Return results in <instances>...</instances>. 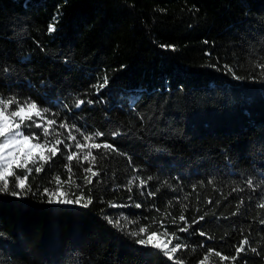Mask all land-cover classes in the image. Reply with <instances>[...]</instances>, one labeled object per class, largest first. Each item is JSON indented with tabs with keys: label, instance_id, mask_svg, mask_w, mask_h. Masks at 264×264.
I'll use <instances>...</instances> for the list:
<instances>
[{
	"label": "trees",
	"instance_id": "obj_1",
	"mask_svg": "<svg viewBox=\"0 0 264 264\" xmlns=\"http://www.w3.org/2000/svg\"><path fill=\"white\" fill-rule=\"evenodd\" d=\"M260 63L264 0H0V97L49 109L33 117L41 128L22 126L40 138L32 143L54 139L42 131L51 119L64 141L43 171L29 165L27 195L0 193V264H264ZM105 142L114 150L89 147ZM74 151L79 164L67 160ZM55 177L92 204L48 203ZM140 227L187 247L169 260L136 243Z\"/></svg>",
	"mask_w": 264,
	"mask_h": 264
},
{
	"label": "snow or ice",
	"instance_id": "obj_2",
	"mask_svg": "<svg viewBox=\"0 0 264 264\" xmlns=\"http://www.w3.org/2000/svg\"><path fill=\"white\" fill-rule=\"evenodd\" d=\"M49 32L55 31V25H50L48 28ZM259 69H261V78H264V63H260L258 65ZM231 71V69H227ZM237 79H239L237 77ZM108 83L107 77L104 78V82L97 86L96 90L99 91L101 88L105 87ZM88 103H92V101H87ZM85 101L79 100L76 102V107H80V105L84 104ZM13 106H15L14 110ZM49 112V109H41L39 105L32 100H24L21 102L15 96H11L8 98L0 97V193H9L13 197H21L23 195H27L28 192L31 191V185L27 182L28 181V174H31L33 171L32 167L29 165H35L38 161L43 162L40 163L38 167L35 168L37 173L43 171L44 165L48 163L53 157L57 155L59 152L58 145L64 143L59 138L58 133H50L49 128L55 125V119L47 120V126L42 128L43 134L45 137L49 135H54V139L49 142L45 139L44 143H32V140L35 139L39 141V137L36 136L35 133L31 135H25L21 130L22 126L25 128H41V124L36 123L33 117H39L42 120L46 119L45 114ZM30 122V123H29ZM60 128H69L67 122L61 123L59 125ZM72 129H76L77 132H80V129L76 127V125H71ZM104 133L102 132H94L87 135H83V139L85 141H91L98 137L103 136ZM113 136L120 135L119 132H113ZM68 140L75 142V146L78 149H83L84 145L80 144L75 136L68 135L66 137ZM65 147H71V145H65ZM92 149H100L101 147L105 149L112 148L114 150V146L108 143L100 144V143H92L89 145ZM76 159L77 163L79 164V155L77 152H72L70 155L67 156L68 161H72ZM84 161L91 160V164H96V156L92 154L91 151L85 153L83 155ZM68 171H71V164L66 165ZM24 169L26 170L23 176H19L16 174L15 170ZM85 173H90L92 177H97L99 172L93 171L92 167H86L83 169ZM10 178L14 181V189L10 190L9 188V180ZM149 180L151 177L148 178ZM137 180L136 177L129 182V187L131 184L135 183ZM54 190H49L48 188H44L43 192L47 194L48 203H57V204H65V205H72L77 204L81 205L82 207H88L92 204L93 200L92 197L89 195L85 197L83 191L81 190L79 195H76L74 192L72 193L75 196V199H70L69 193L64 191V184L61 183L59 177L54 178ZM69 188L75 186L76 188L80 189L81 185L77 184L75 180L66 181ZM83 183L85 185L91 184L92 179L88 176L83 177ZM141 185L147 183V180L141 179L139 181ZM247 184L250 187H256L258 185H254L253 180L249 178L247 180ZM149 195H155V193H149ZM242 203V201H241ZM111 206H116L112 204ZM136 207H140V205H135ZM264 207V205H261ZM108 222L113 224L114 227H123L119 220L113 221L112 218H107ZM180 220H184L185 217L181 215L179 217ZM203 219V217H200ZM264 223V220L261 221ZM180 231H187V228H182ZM133 237H141L140 239L136 240V243L142 246L150 247L159 250L166 256L169 260H172L175 254L187 245H183L180 243H176L172 245V239H169V236L175 237V233H168L165 229L161 233H157L155 231L149 232L147 227H140L138 231H134L131 233ZM201 235H204L201 233ZM248 243L247 238H245L240 247L236 249L237 256L244 251V245ZM213 250H209L211 253ZM252 251H256V249H252ZM219 256V253H216ZM224 260L231 259L235 261L236 257L233 256L229 257H221ZM207 259V257H205ZM176 264H184L183 260H177ZM201 264H204L201 261Z\"/></svg>",
	"mask_w": 264,
	"mask_h": 264
}]
</instances>
